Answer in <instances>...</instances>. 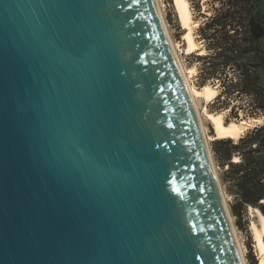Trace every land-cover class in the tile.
<instances>
[{
    "label": "water",
    "instance_id": "water-1",
    "mask_svg": "<svg viewBox=\"0 0 264 264\" xmlns=\"http://www.w3.org/2000/svg\"><path fill=\"white\" fill-rule=\"evenodd\" d=\"M232 225L155 0H0V264H244Z\"/></svg>",
    "mask_w": 264,
    "mask_h": 264
},
{
    "label": "trees",
    "instance_id": "trees-1",
    "mask_svg": "<svg viewBox=\"0 0 264 264\" xmlns=\"http://www.w3.org/2000/svg\"><path fill=\"white\" fill-rule=\"evenodd\" d=\"M211 1H220L221 7L198 28L207 49L204 55H197L200 77L221 79L222 89L213 103L221 100V107L227 108L238 97L246 96L254 111L245 116H264V84L258 74L259 68L264 69V0ZM192 4L200 10L199 0H192ZM235 107H230V114L237 118ZM212 152L222 169L221 184L231 196L229 206L236 225L248 206L264 214V122L236 140H214Z\"/></svg>",
    "mask_w": 264,
    "mask_h": 264
},
{
    "label": "rangeland",
    "instance_id": "rangeland-1",
    "mask_svg": "<svg viewBox=\"0 0 264 264\" xmlns=\"http://www.w3.org/2000/svg\"><path fill=\"white\" fill-rule=\"evenodd\" d=\"M190 3V8L192 10V17L195 22H197V25L193 28L192 33H194L195 41L197 42V48L193 50L192 52L186 51V44L184 40V33L185 29L182 27L178 14L176 12L174 1L173 0H159L162 13H163V19L166 24V27L168 29L170 38L172 42L177 45V53L178 57L181 61V64L185 68H190L192 71L190 73V80L191 83L194 84L197 88H202L204 85H210L214 87L217 91L216 95L220 93L222 89L221 79H212V80H206L200 77V71H201V61L197 58V55H204L207 51L206 49V40L203 38V36H200L198 34V28L200 25H203V23L206 21L207 17L215 12V8L219 9L221 7L220 1L212 2L211 0H199V7L200 10L197 11L196 4H192V0H188ZM258 74L260 76V83L264 84V69L259 68ZM216 95L209 100L208 102L204 101L202 98H198L197 101V107L202 115L203 124L206 128V135L208 137V147L210 150V153L212 155V159L216 168L217 176L219 178V182L222 188V191L225 195L227 204L229 206V202L231 201V196L228 195L223 185L220 181V174L222 173V169L217 165L213 152H212V143L216 138H214V130L212 128V124L209 120L205 118V115L203 113V108H207V111L215 113V112H222L224 115V122H230L232 120L240 121L242 119L248 120L250 118H261L262 121H255L253 122V126L256 124H261V122H264V116H258V117H251V116H245V113H252L254 109H252L251 101L249 97L241 96L238 97L236 100L230 103L229 107L224 108L221 107L223 104L220 101H217V103H213ZM222 99V98H221ZM232 105H236L235 112L237 113V118H234V115L230 114V107ZM252 126V127H253ZM251 128V127H250ZM249 129V128H248ZM247 129H245L246 131ZM244 131V132H245ZM243 132V133H244ZM242 133V134H243ZM230 210V206H229ZM230 215L232 218V222L234 225V228L236 230V233L238 235V238L240 242L243 245L244 249V259L246 264H252L254 262H258V258L256 255L255 247H254V241H253V234L251 230V223L256 220V214L251 213L249 209L247 208L246 211H244L241 216L239 217V226L236 225V219L232 215L230 211ZM255 263V264H256Z\"/></svg>",
    "mask_w": 264,
    "mask_h": 264
},
{
    "label": "bare ground",
    "instance_id": "bare-ground-1",
    "mask_svg": "<svg viewBox=\"0 0 264 264\" xmlns=\"http://www.w3.org/2000/svg\"><path fill=\"white\" fill-rule=\"evenodd\" d=\"M173 1H174L176 12L178 14L179 21L182 27L185 29V33L183 35H184V40L186 44L185 45L186 51L192 52L193 50L197 48V42L195 41L194 33H192V30L197 25V22L193 20L190 3L188 0H173ZM155 3L158 9V12L160 14V17L162 18L164 30L166 32V35L168 37V40L170 42V45L172 47V50L178 62L180 71L182 73V76L185 80L188 91L190 93V96H191V99H192V102H193V105L196 111V115L198 118V122L200 125V129H201L204 141L208 147V137L206 135V128L203 124L204 122L202 120V115L200 111L198 110L197 101H198V98H202L204 101L208 102L216 95L217 91L214 87L207 85V84L199 89L194 84L191 83L190 73L192 70L190 68L189 69L185 68L181 64V61L178 57V53L176 49L177 45H175L172 42L168 29L164 22L163 13H162L159 0H155ZM203 113L205 115V118L209 120L210 123L212 124V128L214 130V138L216 139L231 138V139L236 140L240 137V135H242L245 129H248L254 125L253 122L262 121L261 118L259 117V118H250L248 120L242 119L240 121L232 120L230 122H224V116H223L224 114L222 112L212 113V112L207 111V108H203ZM262 203H264V199L262 200ZM248 209L249 211H251V213H255L256 218H257L250 225L252 234H253L254 247H255L257 258H258V262L256 264H264V214L257 207L248 206ZM232 227H233V233H234V237L236 239L239 251L243 257V263L246 264L245 259H244L243 245L238 238L234 225H232Z\"/></svg>",
    "mask_w": 264,
    "mask_h": 264
}]
</instances>
